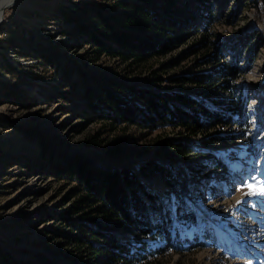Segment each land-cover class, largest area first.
<instances>
[{
    "label": "rangeland",
    "instance_id": "rangeland-1",
    "mask_svg": "<svg viewBox=\"0 0 264 264\" xmlns=\"http://www.w3.org/2000/svg\"><path fill=\"white\" fill-rule=\"evenodd\" d=\"M187 1L178 14L187 26L171 36V53L151 70L134 72L98 55L79 34L97 27V16L112 15L113 0H17L3 12L0 264H101L102 255L71 253L68 226L80 219H67L63 204L75 184L53 170L76 157L114 169L148 161L170 168L169 187L157 175L140 177L160 196L152 214L159 229L141 237L116 234L126 250L114 264H264V86H257L264 81V0ZM223 63L238 70L227 86L217 75ZM205 73L216 80L209 95L172 80ZM106 77L194 96L230 122L196 138L168 127L109 126L88 116L83 99L93 78ZM92 136L103 145L125 137L129 151L108 160L103 146L85 145ZM209 137L222 141L208 143ZM174 142L191 151L171 162L159 149Z\"/></svg>",
    "mask_w": 264,
    "mask_h": 264
},
{
    "label": "trees",
    "instance_id": "trees-1",
    "mask_svg": "<svg viewBox=\"0 0 264 264\" xmlns=\"http://www.w3.org/2000/svg\"><path fill=\"white\" fill-rule=\"evenodd\" d=\"M188 8L187 0H113V14L97 16V27L92 30L82 27L79 34L98 55L107 54L118 59L125 70H151L155 59L171 53L175 41L171 36L185 31L188 21L178 14ZM190 15L195 20L194 14ZM71 18L68 19L70 22L74 20ZM217 71L226 86L228 78H236L238 74V70L228 63L221 64ZM179 79H184L186 84L190 83L197 92L206 95L212 93L211 87L216 84L211 73L172 80L180 82ZM83 99L91 119L109 126H132L138 131L152 132L168 127L181 129V134L188 138H196L209 129L230 122L228 115L212 110L206 102L194 96L153 90L110 77L93 78L90 88L84 91ZM238 111L243 116L244 112ZM216 141L222 140L208 138V143ZM84 143L89 147L103 146L105 158L115 161L124 159L130 148L125 137L103 145L97 136H92L87 137ZM190 151L189 146L179 142L163 143L159 149L171 162L186 157ZM53 171L57 178H66L75 184L69 205L65 207L63 204L67 219H80L68 226L74 233L68 237L74 248L71 253L75 258L102 255L101 264L125 260L123 252L126 246L116 234L129 233L141 237L149 234L150 228L159 227L152 220V214L157 211L156 202L160 196L149 190L140 177L157 175L168 187L173 184L168 178L170 168L151 161L136 169L131 166L114 169L76 157L64 159L63 163L55 165ZM95 241H101L102 246H93Z\"/></svg>",
    "mask_w": 264,
    "mask_h": 264
},
{
    "label": "bare ground",
    "instance_id": "bare-ground-1",
    "mask_svg": "<svg viewBox=\"0 0 264 264\" xmlns=\"http://www.w3.org/2000/svg\"><path fill=\"white\" fill-rule=\"evenodd\" d=\"M16 1L17 0H2V2H0V18L2 16L3 12L6 10V8L12 7ZM257 86H258V88H262L264 86V81L259 83Z\"/></svg>",
    "mask_w": 264,
    "mask_h": 264
},
{
    "label": "snow or ice",
    "instance_id": "snow-or-ice-1",
    "mask_svg": "<svg viewBox=\"0 0 264 264\" xmlns=\"http://www.w3.org/2000/svg\"><path fill=\"white\" fill-rule=\"evenodd\" d=\"M0 2H2V0H0ZM248 187L250 189H254L256 186L249 184ZM259 192H260V194H264V185L259 186ZM253 194H256L255 191H253Z\"/></svg>",
    "mask_w": 264,
    "mask_h": 264
}]
</instances>
